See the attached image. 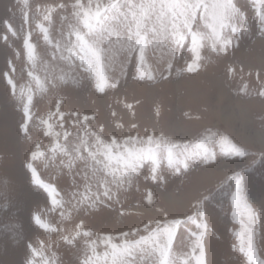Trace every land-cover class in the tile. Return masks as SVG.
Segmentation results:
<instances>
[{
	"label": "rangeland",
	"instance_id": "1",
	"mask_svg": "<svg viewBox=\"0 0 264 264\" xmlns=\"http://www.w3.org/2000/svg\"><path fill=\"white\" fill-rule=\"evenodd\" d=\"M50 2L52 0H29L33 8ZM236 2L247 17V30L239 34L238 46L233 44L227 48L226 54L218 56L211 51V41H205V47L201 49L203 59L199 72L187 73L186 62H191L192 54L189 51L190 39L186 40L174 61L172 75L168 76L165 72V76H168L166 80L161 78L159 69L162 66L157 64L158 57L164 53L148 52L147 65L156 77L154 80H148L147 77L144 80L134 79L136 72L133 64L127 65V76L121 78L122 57L118 54L116 61L105 68L110 79L120 80L118 89H108L106 94L97 93L90 79L82 81L81 87L71 82L63 87L60 96L65 100L62 111L66 118L65 128L61 129L59 117L49 119V111H55L50 104V95L36 91L32 78L27 75L33 71L34 75H39L43 80L46 70L42 61H50L51 50L35 28L39 21L30 11V20L24 23L22 2L0 0V264H22L23 241L17 242V232H23L26 242L37 247L49 264H83L86 252L83 239L74 246H68L60 240L58 234L46 233L32 223L31 213L40 214L53 227L63 230L64 234L72 230L74 223L83 220L86 229L94 233L93 239L111 235L115 243H121L120 232L142 228L144 223L161 218L160 209L167 210L169 219L184 221L174 243L176 264H182L188 258L185 253L190 252L187 247L189 237L197 230L196 224L199 223L195 218L197 197L209 190L213 196L209 220L215 226L213 231H216V236L220 238L213 237L209 242L208 258L211 264H239L243 256L233 248V245L239 243L233 233L240 230V225L231 218L228 195L235 187L234 172L241 174L248 204L255 209L264 208V159H260L258 154L264 150V97L259 95L260 91H264V37L259 32L257 4L253 0ZM6 22L12 23L17 31L16 36L7 32ZM55 28L54 36L59 39V21ZM28 31H32V42L37 45L35 69L31 67L23 48V39ZM5 35L9 36L7 43L3 40ZM227 36L236 39L231 32ZM9 61H12L16 69L15 73H11L18 85L16 96L11 94L2 78L3 73L10 71ZM229 66L236 69L233 76L228 75ZM76 71L81 72L82 69L77 68ZM64 72H69L66 62L48 63L47 73L59 76ZM29 87L34 89V101L32 119L26 121V134L21 129L26 97H18L20 88L27 92ZM126 104L131 105V109L126 108ZM71 111L79 112L81 118L84 115H95L97 120L88 124V128L96 130L105 126L104 139L107 142H110L113 130L119 133L116 139L121 145L129 134L146 138L147 133L187 144L190 151L197 150L196 146L203 141L221 162L215 168L208 167L201 155L199 162L189 161L191 167L184 170V174L174 175L164 159L160 169L164 179L158 183L146 179L150 171L146 162L132 187L109 202L111 207L102 208L95 215L72 212V220H62L60 212L72 211L68 204L71 193H82L84 182L80 176H76L77 185H73V177L66 167L68 158L60 151L53 153L52 148L57 140L45 134L47 126L42 121L47 120L52 124L54 132L69 131L70 139L65 141L61 135L59 144L71 149L72 145L79 142L77 133L83 136V129L67 116ZM133 124L135 128H132ZM117 125H123V128H117ZM224 140L238 147L243 146L245 151L256 153L255 157L225 155L221 151V142ZM37 145L44 155L33 162L34 167L42 181L56 187L59 194L57 199H63L65 203L63 209L50 210L51 200L47 193L38 190L30 182L25 160L26 157L30 160L31 152L37 150ZM227 147L225 143L224 148ZM84 171H88L84 161H76L74 173L80 172L82 175ZM148 190L155 195V206H145L144 196ZM223 209L228 210L227 215ZM187 216H193L194 219L187 220ZM257 225L259 235V219ZM105 250V245L98 244V253L102 255ZM87 255L91 256V252H87ZM136 259L139 260V255ZM35 260L37 264H43L40 255ZM192 264H195L194 260Z\"/></svg>",
	"mask_w": 264,
	"mask_h": 264
},
{
	"label": "snow or ice",
	"instance_id": "2",
	"mask_svg": "<svg viewBox=\"0 0 264 264\" xmlns=\"http://www.w3.org/2000/svg\"><path fill=\"white\" fill-rule=\"evenodd\" d=\"M23 4L22 20L28 23L30 11L39 22L35 24L45 45L51 50L49 62H43L46 75L42 80L39 75L29 71L27 75L32 78L35 90L51 97V107L55 111H49V119L59 117V127L65 128L66 114L62 111L65 100L60 96L63 87L71 82L76 87H81L82 81L91 80L97 93L106 94L108 89H118L120 80H112L106 74L105 68L108 64L116 61L119 54L121 78L127 76V65L133 64L136 72L134 79L154 80L147 65V55L162 52L164 55L158 57L157 64L162 67L160 75L167 79L172 75L174 61L180 55V49L185 46V41L190 39L191 62H186L187 73H198L203 57L201 49L205 47V41H211V51L218 56L226 54L229 46H238L239 34L247 30L246 14L240 9L236 0H52L50 3L33 6L29 0H18ZM257 4L256 15L260 21L259 32L264 37V0H253ZM59 21V39H56L54 32L55 25ZM7 32L12 36L17 31L10 22H6ZM231 32L236 39L229 38L227 33ZM8 35L3 37L7 43ZM23 48L31 67L37 65V45L32 42V31H28L23 39ZM19 55V54H17ZM63 61L69 66V72L56 76L47 73L48 63ZM79 61V64H76ZM107 62V63H106ZM9 72L2 74L9 90L16 96L18 85L11 73L16 69L12 61L8 62ZM82 69L77 72L76 69ZM236 69L229 66L228 75L233 76ZM75 72V75L71 73ZM165 72L168 76H165ZM246 93V89H244ZM259 95L264 97V91ZM26 97L23 104L24 122L21 129L27 134L28 123L32 119L31 108L34 101V89L29 87L27 92L24 88L19 89L20 99ZM131 109V105H125ZM116 115L115 112L112 113ZM73 123L83 129V136L77 133L78 143L72 145L71 149L62 147L59 138L63 135L65 141L71 137L67 130L54 132L53 126L47 120L42 121L47 126L46 135L54 136L57 143L52 151H60L67 157L66 167L69 175H72L73 185H77L76 176H80L84 182V191L71 193L68 201L72 211H61L62 220H72V212H83L95 215L102 208L111 207V202L121 192L128 191L139 171L147 162L149 164V175L146 179L153 182H160L164 178L160 175L161 164L164 159L167 167L173 174H184V170L191 167L189 161H197L203 155L204 163L211 168L220 164V159L214 151L202 141L195 151L189 150V145L165 140L163 136L157 137L155 133L146 134V138L128 135L123 145L119 144L116 136L111 135L110 142L104 139L106 127L100 126L96 130H90L88 124L97 120L95 115H81L77 111L67 113ZM136 125L133 124L132 128ZM264 127V125H262ZM123 128V125H117ZM228 147L225 149L224 144ZM202 150V151H201ZM221 151L225 155L239 157L254 156L256 153L245 151L243 146L238 147L227 140L221 142ZM87 155H84V153ZM166 153V156H165ZM260 159H264V150L259 153ZM44 153L39 150L31 152L30 160L26 157L25 168L30 173V182L35 184L37 189H42L51 200V209H63V199H57L59 195L56 187L51 183L42 181L33 162ZM84 161L85 168L74 173L75 162ZM89 161L91 163L89 164ZM74 174V175H73ZM235 187L230 191L231 218L240 225V230L233 234L239 241L233 245L234 250L242 254L243 259L239 264H264V208L255 209L250 206L245 198L243 180L239 172H234ZM232 179V177H227ZM212 191L201 193L197 197L196 215L199 220L196 224V231L189 237L190 252L185 253L188 257L182 264H211L208 258V244L216 231L215 226L209 220V208L211 204ZM147 206H155V195L148 190L144 196ZM161 218L153 219L151 223H144L142 228H132L129 231H122L119 235L121 243H115L114 237L106 235L93 239L94 233L86 229L83 220L74 223L72 230L64 234L59 227L42 218L40 214L31 213V222L43 229L46 233H56L60 240L68 245L74 246L83 239L86 244L85 259L83 264H176L174 243L178 236V230L184 222L178 218H168L166 209H160ZM227 209L223 213L227 215ZM193 216H187V220H193ZM258 219L261 222L258 235ZM19 240L23 241L22 264H37L35 257L40 255L43 264H49L43 259L41 252L31 243L26 242L23 232H17ZM98 244L106 246L101 255L97 252ZM91 252V256L87 252ZM139 255V260L136 259ZM130 258V259H126Z\"/></svg>",
	"mask_w": 264,
	"mask_h": 264
}]
</instances>
